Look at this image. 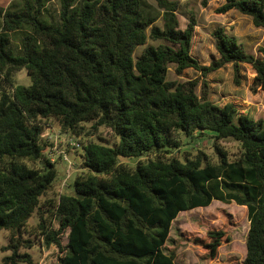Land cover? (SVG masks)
Returning <instances> with one entry per match:
<instances>
[{
	"label": "trees",
	"instance_id": "16d2710c",
	"mask_svg": "<svg viewBox=\"0 0 264 264\" xmlns=\"http://www.w3.org/2000/svg\"><path fill=\"white\" fill-rule=\"evenodd\" d=\"M4 9L0 0V231L10 233L3 264H36L34 242L22 240L28 221L52 190L58 172L44 154L42 135L49 121L79 137L84 125L112 129L113 147L89 143L82 149L87 173L45 206L60 222L53 231L44 218L35 228L48 246L61 247L68 231L67 254L60 264H175L167 253L173 222L182 212L214 201L247 208L250 229L244 264H264V123L239 114L233 104L220 107L199 98L196 84L167 79L194 68L215 71L228 63H247L264 90L263 58L247 54L234 37L215 32L221 56L211 68L191 56L196 22L178 30V5L156 0L164 10L163 27L154 25L145 0H62L60 22L43 17L47 0H23ZM15 5V6H14ZM236 10L264 27V0H225L218 13ZM20 50L11 34L23 28ZM164 41L148 46V39ZM25 69L30 87L16 86ZM212 133L217 161L204 152L180 151L176 133ZM241 146L232 159L220 141ZM125 159H143L136 166ZM27 162H40L41 169ZM210 245L215 256L223 235Z\"/></svg>",
	"mask_w": 264,
	"mask_h": 264
},
{
	"label": "rangeland",
	"instance_id": "374dc122",
	"mask_svg": "<svg viewBox=\"0 0 264 264\" xmlns=\"http://www.w3.org/2000/svg\"><path fill=\"white\" fill-rule=\"evenodd\" d=\"M145 1L149 5L150 13L157 18L154 25L162 28L164 10L158 7L156 0ZM169 1L176 2L178 5L176 12L179 21L178 30L184 32L193 19L196 22L191 43V56L199 63V66L211 68L220 61L221 56L214 36L218 30H223L234 37L247 54L255 58H263L261 50H264V27H257L251 17L236 10L224 14L218 13V9L225 4V0ZM61 2L62 0H47L42 10V17L47 22H60ZM23 3V0H1L4 9H8L11 4H15L16 9H20ZM27 31L30 30L25 27L11 34L13 49L20 50L23 33ZM160 44L165 42L149 38L145 46L138 47L135 58L140 56L148 46L157 47ZM256 76L253 66L247 63L238 65L228 63L211 72L189 68L181 73L177 72L176 66L172 64L169 66L167 79L180 84L195 83L199 98L209 100L220 107L233 104L239 114H249L255 121L264 123V90L257 85ZM14 81L15 87L32 85V80L25 69L15 75ZM84 128L83 134L75 137L63 132L54 120L48 122L43 133V139L48 144L44 154L55 164L58 178L49 194L42 199L40 214L44 216L47 225L53 231L60 229V222L51 213L53 209L45 204L48 200L57 201L59 196L64 194L73 195L72 184L77 177L87 173L83 167V147L89 143L113 147L119 143V138L108 127L103 126L94 130L93 124H86ZM71 138L74 140H70ZM174 140L180 142V151L183 154L191 153L195 156L199 152H204L214 162L217 161L214 150L215 139L212 133L206 132L195 137L176 133ZM71 141L80 144L81 148L72 145ZM219 143L229 152L232 159L240 155L241 146L238 142L224 140ZM121 161L134 167L143 159L122 158ZM27 164L36 169L42 168L40 162H27ZM40 214L37 211L28 221L22 240L33 241L34 247L25 249L23 252L31 254L36 264H60V259L64 258L68 252V231L60 235L61 247L48 246L44 238L39 236V232L35 231L40 222ZM249 229L250 222L246 207L234 202L226 204L214 201L209 207L180 213L172 224L165 250L174 255L175 264H244ZM220 233L223 235L219 239L221 243L215 256L211 258L210 245L218 240L217 234ZM9 235L8 231H0V264H3V259L11 253L3 251V247L9 244Z\"/></svg>",
	"mask_w": 264,
	"mask_h": 264
},
{
	"label": "built area",
	"instance_id": "2783aa9c",
	"mask_svg": "<svg viewBox=\"0 0 264 264\" xmlns=\"http://www.w3.org/2000/svg\"><path fill=\"white\" fill-rule=\"evenodd\" d=\"M42 137H43V135H42ZM70 140H72V141H73V140H74V138H71ZM72 141H71V144H72V145H75L76 147H79V148H81V145H80V144H77V143H75V142H74V143H72ZM65 159L67 160V158H65ZM68 177H69V175H68Z\"/></svg>",
	"mask_w": 264,
	"mask_h": 264
}]
</instances>
